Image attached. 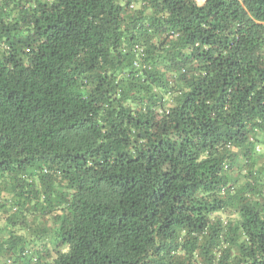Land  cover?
<instances>
[{
	"label": "trees",
	"instance_id": "1",
	"mask_svg": "<svg viewBox=\"0 0 264 264\" xmlns=\"http://www.w3.org/2000/svg\"><path fill=\"white\" fill-rule=\"evenodd\" d=\"M1 220L14 264H264V0H0Z\"/></svg>",
	"mask_w": 264,
	"mask_h": 264
},
{
	"label": "rangeland",
	"instance_id": "2",
	"mask_svg": "<svg viewBox=\"0 0 264 264\" xmlns=\"http://www.w3.org/2000/svg\"><path fill=\"white\" fill-rule=\"evenodd\" d=\"M196 1H197V3L199 5H203L204 2H205V0H196ZM219 216L221 217L222 220H227V215H225V214H220L219 213V214L214 215V217H216V218L219 217ZM234 217H235L234 215L231 216V218H234ZM0 224H4V222L1 220ZM8 232L9 231H6V230H3V231L0 230V240L2 238H5L6 236H8L9 235ZM19 233H20V231H19ZM0 249H1V247H0ZM0 264H14V263H13V259H10L9 257H6V258L3 257V258H0ZM29 264H34V263L32 261V263H29Z\"/></svg>",
	"mask_w": 264,
	"mask_h": 264
}]
</instances>
